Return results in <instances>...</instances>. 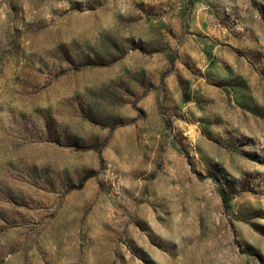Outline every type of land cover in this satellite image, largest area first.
Segmentation results:
<instances>
[{
    "label": "rangeland",
    "instance_id": "obj_1",
    "mask_svg": "<svg viewBox=\"0 0 264 264\" xmlns=\"http://www.w3.org/2000/svg\"><path fill=\"white\" fill-rule=\"evenodd\" d=\"M0 264H264V0H0Z\"/></svg>",
    "mask_w": 264,
    "mask_h": 264
},
{
    "label": "trees",
    "instance_id": "obj_2",
    "mask_svg": "<svg viewBox=\"0 0 264 264\" xmlns=\"http://www.w3.org/2000/svg\"><path fill=\"white\" fill-rule=\"evenodd\" d=\"M222 195L224 202L228 204V202L230 201V197L227 195V193L224 190H222Z\"/></svg>",
    "mask_w": 264,
    "mask_h": 264
}]
</instances>
